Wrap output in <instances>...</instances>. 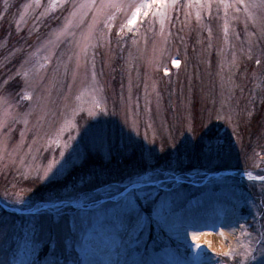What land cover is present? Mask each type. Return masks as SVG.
Wrapping results in <instances>:
<instances>
[{"label": "rangeland", "instance_id": "obj_1", "mask_svg": "<svg viewBox=\"0 0 264 264\" xmlns=\"http://www.w3.org/2000/svg\"><path fill=\"white\" fill-rule=\"evenodd\" d=\"M53 2L39 0L36 4V0H8L9 13L0 20V93L8 101L7 108L0 104V121L5 123L0 129V140L4 142L0 145V215L11 217L13 207H25L15 203L14 193L20 194L32 207L43 204L50 195L63 197L67 194L65 187L75 176L51 181V174L44 178L43 169L53 158L63 163L59 156L63 142L69 135L75 136V130L66 124L76 122L83 126L89 120L87 111L73 116L72 108L87 109L98 101L106 105L109 117L122 126L127 120L125 130L145 148L154 151L153 157H146L153 165H164L168 160L175 164V155L166 157L167 153L175 151L170 138L191 141L189 126L192 129L200 127V130L198 127L194 130L196 136L202 126L205 130L206 127L214 128L230 145L225 157H180L179 174L199 170L216 178L211 184L201 180L182 186L185 207L190 209L183 222L194 219V214L202 215L204 210L201 208L208 202L232 204L239 196L248 198L255 214V219L247 210L235 215L236 223L232 227L235 233L225 251L214 252L205 243L198 245L170 234H161L144 242L130 237L126 251L121 255L126 258V264H237L238 261L243 264L244 252L252 246L254 238V233L252 238L249 236L251 228L259 227L257 206L264 205V63L257 65L255 62L264 52V12L259 7L264 0H246L257 5L249 10L255 19L235 7L227 9L226 14L223 4L217 7V0H213L211 15L201 9L199 21L196 19L197 7L182 8L180 5H187L189 0H178L177 8L168 10L163 29L160 18L153 15V9L147 16L139 17L131 32L125 28L118 35L121 24L126 23V18H131V11L135 10L128 5L139 6L147 2L119 0L125 7L122 11L105 10V15L111 13L115 19L108 28L105 25L110 21L105 15L99 18L94 36L88 42L86 57L80 54L76 42L81 41V32L87 31L91 12L82 28L73 29L75 37L65 38L56 48H45L47 41L54 39L51 34L63 27L68 14L65 9L71 7L66 3L51 9L49 5ZM96 2L99 5L100 0ZM224 3L234 4L235 0H224ZM26 4L34 6L20 22V13ZM4 5L5 0H0V15H3ZM17 22H20L19 31ZM61 54L63 64L57 71ZM173 60H178L180 66L173 67ZM93 62L95 81L92 80ZM18 72L21 75H17ZM24 74L33 81V87L28 90L32 100L23 98L26 91ZM68 85H72L71 93ZM77 96L80 99H76ZM66 105L70 106L66 108ZM8 109L13 115L6 118L4 114ZM133 122L136 130L132 128ZM72 144L74 146L75 141ZM70 151H65V158ZM216 173L221 174L212 175ZM143 179L148 180V177ZM192 180H196L195 173ZM171 183L170 174H164L163 179L154 181V190L150 194L155 197L158 191H169ZM228 185L233 186L235 195ZM133 187L145 188L146 185H114L89 192L86 205L82 200L80 203L42 205L41 209H80L79 213L68 212V215L77 218L84 243L101 220L112 221L114 218L117 210L112 205L122 199L115 189L127 188L126 197ZM147 194L139 193L140 196ZM196 201L199 204L195 207L189 203ZM240 203L242 205L243 201ZM14 215L17 223L27 221V217L19 212ZM200 217L197 228L201 230L207 225L218 228L220 224L217 216ZM49 219L48 214L41 217L44 223ZM76 251L82 259L81 247L78 246ZM40 252L43 258L45 248L33 250L22 243L13 264H29ZM3 258L0 255V259Z\"/></svg>", "mask_w": 264, "mask_h": 264}, {"label": "snow or ice", "instance_id": "obj_2", "mask_svg": "<svg viewBox=\"0 0 264 264\" xmlns=\"http://www.w3.org/2000/svg\"><path fill=\"white\" fill-rule=\"evenodd\" d=\"M39 0H36V4ZM70 4L71 7L66 8L67 16L64 18V25L57 32L51 35L45 48H56L63 40L69 36L75 37L73 29H80L86 24L87 14L93 13L91 23L87 24V31L81 32V41L76 42V46L80 48V54L87 56L89 47V40L94 36V29L102 15H105L106 9H116L122 11L125 7L119 0H100L97 5L96 0H88L86 3H81L79 0H54L49 5V8L55 9L58 6ZM223 4L227 9L235 7L238 11L243 10L249 18L251 17L249 10L257 7L256 4L247 3L246 0H235L234 4L224 3V0H217V7ZM34 5H24V11L20 13V22L24 21L28 9ZM178 6V0H147L146 3L139 6L128 5L131 11V18H126V23H122L118 35H121L125 28L129 32L138 23L141 15L147 16L150 11L154 16L160 18L161 29L165 19L168 16V10L173 11ZM11 5L8 0H5L3 15H0V20H3L9 13ZM180 7H197L196 19H201V9L208 11L211 15L213 7V0H189L187 5H180ZM262 12H264V3L259 5ZM188 15V14H186ZM105 19L110 23L105 27H111V21L115 19L109 13L105 15ZM20 22H17V31L20 30ZM211 35V31H209ZM225 35H227V25H225ZM135 43V41H133ZM251 58V56H250ZM47 59V57H46ZM72 59L71 56L68 57ZM256 64L264 63V52L261 53V58L256 59ZM63 64V54L61 59L57 62V71ZM173 67H179V61H172ZM79 67V64L77 65ZM65 75H67V65H64ZM167 74V70L165 71ZM21 75V73H17ZM25 89L23 98L32 100L33 96L28 95V90L33 87L31 81L26 74H24ZM75 80V73L73 74ZM92 80L95 81V66L93 62ZM8 82L4 85L7 87ZM69 93H71L72 85H68ZM131 91V85L129 86ZM43 99V98H41ZM68 99V97H66ZM76 99H80L79 96ZM123 101V96H121ZM0 104L6 108L8 101L0 93ZM70 105H66V108ZM80 111H87L89 120L85 121L83 126H79L76 122L66 124V127L75 130V136L69 135L68 140L63 142L62 149L59 153L60 159L63 163L53 158L51 162L43 169L44 178H48L51 174V181L60 180L65 176H72L74 173L75 179L65 187L67 193L63 197L50 195L49 198L41 205L32 207L27 205L20 194L14 193L15 203L25 205V207H13L10 215H0V264H13V259L19 252L20 245L31 246L33 250L45 248L46 255L41 258L39 253V264H83L79 253L76 251L77 247H83L80 236L81 227L77 222V218L68 215V212L79 213L80 209L74 208H49L41 209L42 205H63L65 202L75 201L80 203L82 200L85 205L87 203L88 193L91 191H99L101 188H111L114 185H137L145 184V188H132L128 196L124 193L128 191L127 188H116L122 199L117 201L114 207L117 219L120 223L122 233L126 236L134 237L137 242H144L147 239H154L161 234L180 235L185 213L190 209L185 207V194L181 188L184 184H197L201 180H207L209 184L215 182V177L207 176L199 170H195L196 180H192V174L181 175L177 171V166L181 164V156L195 155L197 158L212 159L225 157L229 153L230 145L224 141L218 131L214 128L202 126L200 134L194 141L187 139L180 140L178 137L170 138L172 140V147L175 149L174 153H167V156L175 155L176 162L168 160L164 165H153L147 158L154 156V151L148 148L133 138V136L125 130L128 121L125 120L124 126L119 124L116 120L109 117V113L105 104L94 101L91 107L72 108L73 116L79 115ZM5 117H11L13 114L11 109H8L4 114ZM114 115V113H113ZM108 117V118H106ZM83 119V117H81ZM5 127V123L0 121V129ZM133 130H136L135 122L132 125ZM192 131L191 126L188 128ZM79 139H76V137ZM147 139V136H145ZM72 141H75L73 146ZM4 142L0 140V145ZM167 144H165V148ZM71 149L65 158V151ZM164 151V148L161 149ZM59 164V167H57ZM55 169V171H54ZM159 174V175H157ZM164 174H170L172 183L168 186L169 191H158L153 197L150 193L153 189V183L156 179H163ZM147 176L148 180L143 178ZM126 177V180L124 179ZM50 181V183H51ZM230 191H233V186L228 185ZM140 192H147V195L140 196ZM111 195V193L109 194ZM243 201L241 205L240 201ZM192 206H198L199 201L189 202ZM255 204V201L252 202ZM26 209V210H25ZM225 212H230L232 215L241 213L247 210L248 215L255 214L251 211V206L246 197H236V201L231 204L229 208L222 209ZM21 213L22 216L27 217L25 223H17L15 213ZM259 213V227L252 226L250 238H252V246H249L244 252L243 264H264V205L257 206ZM27 213V214H24ZM48 214L50 219L47 223L42 222L41 217ZM54 216L55 219H51ZM51 257V259H49ZM37 259L29 262V264H37ZM237 264H241L240 261Z\"/></svg>", "mask_w": 264, "mask_h": 264}, {"label": "bare ground", "instance_id": "obj_3", "mask_svg": "<svg viewBox=\"0 0 264 264\" xmlns=\"http://www.w3.org/2000/svg\"><path fill=\"white\" fill-rule=\"evenodd\" d=\"M230 206L231 203L215 201L206 203L201 208V210H204L202 215L194 214L193 221L183 222L179 236L198 245L205 243L214 252L218 250L225 251L227 243L231 242L235 233L234 228H232L236 223L235 215L222 210ZM208 215L211 217L217 216L220 219L218 228L214 225H207L204 230L197 228L199 222H201V220H198V216L204 219ZM100 222L88 235L83 247H81L83 264H126V258L121 255L126 251L127 241L130 236L122 233L116 213H114L112 221L104 219ZM197 230L200 231L198 232ZM121 239H123L122 244L120 243Z\"/></svg>", "mask_w": 264, "mask_h": 264}, {"label": "trees", "instance_id": "obj_4", "mask_svg": "<svg viewBox=\"0 0 264 264\" xmlns=\"http://www.w3.org/2000/svg\"><path fill=\"white\" fill-rule=\"evenodd\" d=\"M195 114V113H194ZM193 122L191 121V124H192ZM197 127L198 126H196L194 129H192V131L190 132V137H191V141H194L195 140V138L197 137L196 136V131H194V130H196L197 129ZM198 129L200 130V127H198ZM76 174L74 173L72 176H70V177H72L73 178V176H75Z\"/></svg>", "mask_w": 264, "mask_h": 264}, {"label": "water", "instance_id": "obj_5", "mask_svg": "<svg viewBox=\"0 0 264 264\" xmlns=\"http://www.w3.org/2000/svg\"><path fill=\"white\" fill-rule=\"evenodd\" d=\"M219 174H221V173H216V174H212V175H214V176H218Z\"/></svg>", "mask_w": 264, "mask_h": 264}]
</instances>
